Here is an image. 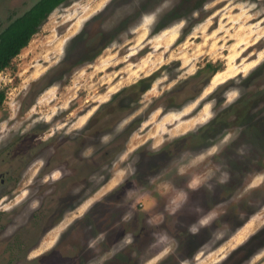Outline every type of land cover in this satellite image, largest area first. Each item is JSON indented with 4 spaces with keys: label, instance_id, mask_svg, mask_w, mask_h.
<instances>
[{
    "label": "rangeland",
    "instance_id": "obj_1",
    "mask_svg": "<svg viewBox=\"0 0 264 264\" xmlns=\"http://www.w3.org/2000/svg\"><path fill=\"white\" fill-rule=\"evenodd\" d=\"M38 1L0 0V36ZM0 91V171L31 163L0 199V264H264V0H66ZM102 105L120 118L97 133ZM117 138L111 165L77 173ZM60 152L63 206L34 219ZM221 180L228 195L200 213L190 191Z\"/></svg>",
    "mask_w": 264,
    "mask_h": 264
},
{
    "label": "flooded vegetation",
    "instance_id": "obj_2",
    "mask_svg": "<svg viewBox=\"0 0 264 264\" xmlns=\"http://www.w3.org/2000/svg\"><path fill=\"white\" fill-rule=\"evenodd\" d=\"M103 106L104 105H102L100 107V109L98 110L99 113L96 114L97 116H95L96 118L94 120V123L96 124L97 133L100 131H102V133H104V130H105L104 128L107 126L106 125L107 122L112 123V120H114L115 122H113V123L116 125L117 121H119V118H120V115L119 116L114 115L115 110H112L111 112H109L110 114H107V113L102 114V112L106 111L105 107H103ZM101 129H103V130H101ZM67 145L68 144H66V146H64L62 149H64V148L67 149ZM123 145H124V142L119 140V138H117L116 140L114 139V141L110 144V146L108 148H106L105 150H103L102 152H100V154L96 158L91 159L90 161H87V162H82L81 164H77V173L84 172L85 169H87V171L93 170V172L96 173L97 171L100 170V168H102V165H104V166L111 165L112 162H114V160L116 159V157L119 154H121V152L123 151V147H124ZM206 148H208V147H206ZM235 149L236 148L232 147V148H230V151H235ZM99 150H101V149H99ZM62 152H60V155L58 156V158L55 159L56 160L55 162H57V164H55V166H54L57 168L55 170L60 171V174L57 178L52 179L48 183V185H46V190L49 192H46V191L45 192L47 195L49 194L48 195L49 197H47L44 200V202H43L44 207L41 210H39L38 212L33 213L32 218L35 216L34 219H36L37 216L42 217L43 215H45L47 221L49 220V222H51V220H53L54 218H58L57 207L60 205L63 206L64 198L66 195V190L69 187L68 184H65L63 182L62 178L68 172L65 168L68 165L67 161L71 159L68 154L65 157H63ZM254 152L258 154L257 158H259V150H257V151L254 150ZM76 159H78V158H76ZM27 160L28 159L26 158L25 162H27ZM59 161H60V163H59ZM239 162H237L236 165H229V164H227V165L230 167H235L238 169L239 166H243L241 164V161H239ZM87 163L94 165V167L93 168L92 167H86L87 166L86 165L85 166L86 168L84 169V165ZM158 164H160V162L153 163V165H151V166H155V167L158 166V170H159L160 165H158ZM250 164L251 163H248V165H246V167L250 168ZM24 165L27 168L29 165H31V163L30 164H23V165L22 164L15 165L12 169H8V170L6 169L4 172L0 171V199H2L3 197H5L9 194L15 193V190H16L18 183L14 182L15 180L13 179V182H14L13 185L7 188V184L9 181L7 179H9L8 177H10L12 174H14V177L18 178L17 180H19V177L23 176V174H24L23 172H24L25 168L22 169L23 172H20V171H22L21 167ZM51 170H52V168L51 169L49 168V173L46 174L49 176H47V177H53L54 173H52ZM7 173H10V174H7ZM227 174L229 176L227 178V181H230V182H233L236 179L238 180L241 177V175L239 173H237L235 175V177H233V175L231 173H227ZM216 175H218V173H216ZM81 176H82V178L78 182H83L86 179V177L83 174ZM11 177H13V175ZM146 180L148 182L150 181L149 179H145L143 181H146ZM78 182H76V183L73 182L72 185H74V186L79 185ZM205 182L207 183L208 181H205ZM223 183H224V181L221 180V181L215 183L214 186L209 185L208 188L206 186H204V187H206V189H203L202 186H198V188L195 189L193 192L190 191V193H192L194 195V198H196L195 203L198 202V205L200 204V207H201L200 213H202L203 211L205 212V207L202 205V203L204 201L215 202V204H217V205H219L223 202V199L228 195V190H229V189H227V187H225V185ZM49 185H51V186H49ZM209 188H211V189H209ZM36 192H38V191H36ZM189 196L190 195H188V197L185 196V200L190 201L189 198H191L192 196H190V197ZM208 198L210 199V201L208 200ZM115 204H116V201L113 198L108 197L107 203L105 202L104 208L108 209L109 213H112L111 210L113 209ZM179 206H181V204L178 205V208H179ZM187 208H189V209H187ZM187 208H186V211H184V213L182 212L183 214L190 213L191 211H193L191 209H194L195 207L190 208V206H187ZM96 209H99V207L97 206ZM158 211H159V213H163V209H159ZM4 213H6V212H0V216H3ZM97 215H99V214H97ZM112 225H114L113 228H111ZM115 225H117V223L113 222L109 227V231L110 230L116 231L117 229H119V228L115 227ZM14 235H15V233H14ZM26 236H27V234H21V235L18 234V236H15L14 240L11 241V243L9 244V247L7 250L9 253L11 252V254L14 258L21 256V252L25 249L24 245H25V242L27 240ZM236 253H237V255L242 254V252H236ZM229 261H230L229 258H227V259H224L221 263L229 264ZM221 263H219V264H221Z\"/></svg>",
    "mask_w": 264,
    "mask_h": 264
},
{
    "label": "trees",
    "instance_id": "obj_3",
    "mask_svg": "<svg viewBox=\"0 0 264 264\" xmlns=\"http://www.w3.org/2000/svg\"><path fill=\"white\" fill-rule=\"evenodd\" d=\"M64 1L66 0H39L21 17L5 28L0 36V72L10 66L14 57L27 46L40 24ZM205 70L214 75L221 70V65L207 63ZM3 102L4 93L0 91V109Z\"/></svg>",
    "mask_w": 264,
    "mask_h": 264
},
{
    "label": "bare ground",
    "instance_id": "obj_4",
    "mask_svg": "<svg viewBox=\"0 0 264 264\" xmlns=\"http://www.w3.org/2000/svg\"><path fill=\"white\" fill-rule=\"evenodd\" d=\"M194 122V121H193Z\"/></svg>",
    "mask_w": 264,
    "mask_h": 264
}]
</instances>
